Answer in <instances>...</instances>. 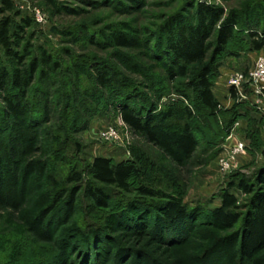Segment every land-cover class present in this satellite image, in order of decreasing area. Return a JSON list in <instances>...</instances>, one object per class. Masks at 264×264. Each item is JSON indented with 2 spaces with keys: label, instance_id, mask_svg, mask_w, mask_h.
Listing matches in <instances>:
<instances>
[{
  "label": "rangeland",
  "instance_id": "obj_1",
  "mask_svg": "<svg viewBox=\"0 0 264 264\" xmlns=\"http://www.w3.org/2000/svg\"><path fill=\"white\" fill-rule=\"evenodd\" d=\"M13 1L14 21L18 23L24 18L32 21L27 35L34 57L40 58L42 53L51 55L62 64L63 70L50 75L47 91L53 98L45 101L50 120L34 129L36 135L32 133L31 137L35 142L31 144H9L11 132L6 129L10 124L5 120L0 91V192L4 195L0 201V264H249L240 249L242 223L231 230H222L209 223L205 215L219 206V196L236 180V170L241 168L249 177L260 174L257 172L264 164V146L255 151L257 148L237 131L245 145L244 154L239 156H247L241 166H238V156L235 167L226 173L220 171L219 165L232 148L227 146L231 135L215 145L199 135V148L189 161L176 153L172 147L175 127L171 121L162 122V113L173 104L179 108L186 106L177 90L189 88L192 80L177 78L172 83L170 76L176 68L168 69L162 57L153 56L151 40L170 18L184 16L190 18L189 22H195L193 13L199 5L221 11L224 20L232 12L264 11V0H53L52 5L42 0ZM36 11L44 16L43 23L37 22ZM114 32L135 39L136 49L120 50L114 46ZM245 62L249 63L247 59ZM99 64L115 77L111 89L96 87L88 77ZM6 66L0 49V70ZM196 70V67L190 69V78ZM121 82L130 87L123 91H132L128 94L133 93L134 100L147 96L157 109L156 143L146 135L133 132L114 111L112 104H120L122 98L117 95ZM65 85L71 90L67 92ZM41 86L46 89L45 82L38 80L34 94H42ZM73 92L85 95L83 106H86L83 109L77 103L79 106L71 116L76 119L74 128L68 122L65 109V96ZM99 98L102 101L98 103ZM33 99L41 100L36 95ZM193 103L188 102L192 106ZM31 113H35L32 108L27 125ZM62 125L72 131L71 140L81 145V151L69 165L85 173L86 185L92 183L89 167L96 157H107L117 164L146 159L148 167L139 160L144 184L150 185V180H155L154 188L168 196L180 197L195 210L193 213L199 220L196 218L193 229L163 240L152 234V227L142 223V218L134 217L136 227L128 228L117 217L128 219L136 214H117L115 208L100 212L93 208L84 191L78 195L72 211L69 203L63 201L48 224H36L37 214L57 195L54 183L62 185L66 173L52 157L53 138L48 135V131L56 133ZM107 128H113L122 143L104 141L101 134ZM254 184L256 190L260 188L258 182ZM109 192L113 204L133 198L120 191ZM234 193L244 205L242 213L246 216L250 211L249 199L245 201L246 196L241 192ZM145 217L150 223L154 220V214ZM145 229L148 232L144 235ZM89 230L93 231L90 235ZM181 237L184 238L178 239ZM257 256L264 260V247Z\"/></svg>",
  "mask_w": 264,
  "mask_h": 264
},
{
  "label": "trees",
  "instance_id": "obj_2",
  "mask_svg": "<svg viewBox=\"0 0 264 264\" xmlns=\"http://www.w3.org/2000/svg\"><path fill=\"white\" fill-rule=\"evenodd\" d=\"M42 1L49 5L53 4V0ZM14 12L13 0H0V49L7 63V66L0 70V91L5 104V120L10 124L6 129L11 132L9 144L10 142L31 144L35 142L31 137L36 135L33 133L34 129L41 128L50 120L48 118L50 112H47L45 107L47 106L45 101L53 98L47 91L50 75L59 74L63 66L46 53H42L40 58L34 57L33 46L27 35L28 29L32 27V21L24 18L16 23L13 18ZM194 15L195 22L192 23L189 22L190 18L184 16L170 18L151 40L153 56L157 59L162 57L168 69L172 66L176 68V72L170 76L172 83L177 78L192 80L189 88L177 90V95L184 99L186 106L179 108L173 104L162 113V122L171 121L175 127L172 147L184 160L189 161L199 148V135H203L209 143L215 145L217 141L226 140L237 128V124L244 122L246 127L238 128V131L251 142L252 147L257 148L254 149L257 151L264 146L262 139L264 116L259 118L258 110L246 102H236L231 109H224L215 97L214 89L220 77V68L228 60H239L250 53H260L264 50V11L232 12L223 20L221 11L199 5ZM112 39L114 46L120 50L132 51L138 45L135 39L117 32L113 33ZM83 66L81 64L84 69ZM192 67H196L197 70L190 78ZM88 75L91 82L100 89H111L114 85V75L100 64L92 75ZM38 80L46 84V89L41 86L39 91L41 95L33 92ZM121 85L117 95H121L122 98L119 99L120 104L114 105L115 102L112 104L114 111L133 132L146 135L151 142L156 143L154 128L159 122L157 109L147 100V96H139L134 100L132 98L134 94H128L132 91H123L129 90L130 87L122 82ZM65 86L67 92L71 90L69 85ZM73 94L65 96L67 100L65 109L68 122L74 128L76 119L71 116L76 112L77 106L80 105L83 109L86 106H83L85 95L79 92ZM231 94L237 99L234 89H231ZM35 95L41 100L35 101L33 99ZM191 100L194 102L193 106L188 104ZM96 101L99 103L102 100L99 98ZM31 108L35 113H31V121L27 125L25 122L30 117ZM141 108L145 113L139 112ZM71 132L65 130L64 125L60 126L56 133L48 131L49 137L53 138L50 147L52 157L55 163H61L66 173L63 174L62 185L54 183L57 195L47 208L37 214L36 224H48L63 201L69 203V209L72 211L78 195L84 191L93 208L100 212L115 208L114 212L117 214L119 212L126 213L125 215L136 214L128 219L125 216L117 217L119 223L128 228L136 227L135 221L142 218V223L152 227V234L163 240L171 239V236L177 235L180 231L193 229L194 221L196 218L199 220L193 213L195 210L180 197L168 196L154 188L155 180H150V185L144 184L139 163L141 161L148 167L149 161L146 159L117 164L110 158L96 157L89 167L92 183L86 185L85 173L77 171L75 165H69L81 151V145L71 140ZM262 153L264 155V149ZM236 173H238L236 180L231 181L220 194L219 206L206 213L205 219L222 230H231L242 223L240 245L242 256L249 264H264V260L257 256L259 250L264 247V164L259 167L257 173L260 174L254 177H249L241 168L236 170ZM254 182H258L259 189L256 190ZM109 190L120 191L133 198L113 204ZM235 191L243 193L246 196L245 201L249 199L250 211L246 216L242 213L244 205ZM3 200L4 195L0 192V201ZM147 214H154L152 223L145 217ZM90 231L93 232L89 230V235ZM147 232L145 229L144 235ZM182 238L184 237L178 239Z\"/></svg>",
  "mask_w": 264,
  "mask_h": 264
},
{
  "label": "built area",
  "instance_id": "obj_3",
  "mask_svg": "<svg viewBox=\"0 0 264 264\" xmlns=\"http://www.w3.org/2000/svg\"><path fill=\"white\" fill-rule=\"evenodd\" d=\"M36 20L38 23L44 22V16L40 11H36ZM231 89H234L237 98L246 103H250L258 111L264 112V54L257 57L254 66L248 73L235 72L228 79ZM247 89L251 95L247 94ZM101 138L109 143H122L118 133L113 128H107ZM245 152V145L238 142L230 148L224 158L220 161V171L226 173L235 167L237 157Z\"/></svg>",
  "mask_w": 264,
  "mask_h": 264
},
{
  "label": "crops",
  "instance_id": "obj_4",
  "mask_svg": "<svg viewBox=\"0 0 264 264\" xmlns=\"http://www.w3.org/2000/svg\"><path fill=\"white\" fill-rule=\"evenodd\" d=\"M263 53H264V50L261 51L260 53H250L247 56H244L242 57V59H239V60L230 59L223 65V67L220 68V77L216 81L214 94L224 109H231L235 105L236 102L245 103V102L240 101L238 98L234 99L232 97L231 88L229 87V84H228V79L230 78V76L237 71L244 72V71H247L246 70L247 68L250 69V67L253 65L257 57ZM246 59L249 62L248 64L246 62L244 63ZM246 64L249 66L247 67ZM246 91H247V94L251 95V92L249 89H247ZM258 113H259L258 114L259 118L264 116V112L258 111ZM244 127H246V124L244 122L237 124V128L233 130L230 138L227 141V146L229 148L233 147L238 142H243L238 138L237 131H238V128H244ZM263 137H264V131H263ZM246 156L247 155L245 154V155L238 157V166L239 165L241 166L243 164V161L246 158Z\"/></svg>",
  "mask_w": 264,
  "mask_h": 264
}]
</instances>
